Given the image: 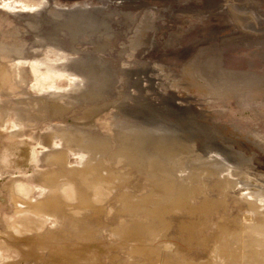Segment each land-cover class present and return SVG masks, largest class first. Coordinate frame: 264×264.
<instances>
[{
	"label": "rangeland",
	"instance_id": "1",
	"mask_svg": "<svg viewBox=\"0 0 264 264\" xmlns=\"http://www.w3.org/2000/svg\"><path fill=\"white\" fill-rule=\"evenodd\" d=\"M0 264H264V0H0Z\"/></svg>",
	"mask_w": 264,
	"mask_h": 264
}]
</instances>
